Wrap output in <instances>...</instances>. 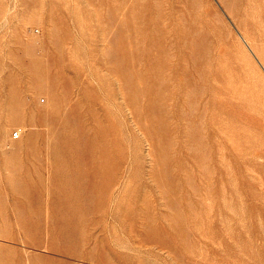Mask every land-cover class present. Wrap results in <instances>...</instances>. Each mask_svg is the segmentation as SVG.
<instances>
[{
    "label": "rangeland",
    "instance_id": "1",
    "mask_svg": "<svg viewBox=\"0 0 264 264\" xmlns=\"http://www.w3.org/2000/svg\"><path fill=\"white\" fill-rule=\"evenodd\" d=\"M0 264H264V0H0Z\"/></svg>",
    "mask_w": 264,
    "mask_h": 264
},
{
    "label": "built area",
    "instance_id": "2",
    "mask_svg": "<svg viewBox=\"0 0 264 264\" xmlns=\"http://www.w3.org/2000/svg\"><path fill=\"white\" fill-rule=\"evenodd\" d=\"M16 134H18V131H17V133Z\"/></svg>",
    "mask_w": 264,
    "mask_h": 264
}]
</instances>
